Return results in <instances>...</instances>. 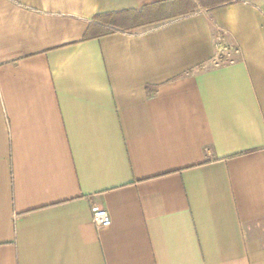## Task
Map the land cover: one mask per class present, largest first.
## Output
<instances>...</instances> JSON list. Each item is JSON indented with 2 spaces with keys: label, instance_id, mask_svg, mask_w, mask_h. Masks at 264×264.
Here are the masks:
<instances>
[{
  "label": "crops",
  "instance_id": "0c3cea01",
  "mask_svg": "<svg viewBox=\"0 0 264 264\" xmlns=\"http://www.w3.org/2000/svg\"><path fill=\"white\" fill-rule=\"evenodd\" d=\"M0 264H264V0H0Z\"/></svg>",
  "mask_w": 264,
  "mask_h": 264
},
{
  "label": "trees",
  "instance_id": "16d2710c",
  "mask_svg": "<svg viewBox=\"0 0 264 264\" xmlns=\"http://www.w3.org/2000/svg\"><path fill=\"white\" fill-rule=\"evenodd\" d=\"M198 3H200L201 5L204 6H210V7H214V6H220L226 3H230L234 0H197ZM191 7H190V11L192 12L194 10V5L192 3ZM177 4H172L171 6H169V4L163 3L159 6L167 8V10L170 12L171 9L169 7H173ZM166 10V11H167ZM169 12H165L163 14H168ZM144 18V12L140 11V12H135V11H126L123 13H116V14H108V15H96L94 17V21H99V22H106L107 26L106 27H102L100 29V34L96 35V36H103V35H107L110 33H114L116 31H120V30H125V29H129V28H134L138 25H141L140 23L145 22H154L153 20H149L143 19ZM85 38H88V36H86Z\"/></svg>",
  "mask_w": 264,
  "mask_h": 264
},
{
  "label": "rangeland",
  "instance_id": "374dc122",
  "mask_svg": "<svg viewBox=\"0 0 264 264\" xmlns=\"http://www.w3.org/2000/svg\"><path fill=\"white\" fill-rule=\"evenodd\" d=\"M221 41L224 42L223 37L216 39L217 44ZM221 53H223V54H221ZM220 54L221 55L218 58V62H230V61L239 57V52L237 50V47L234 45H230L227 42L225 45H222Z\"/></svg>",
  "mask_w": 264,
  "mask_h": 264
},
{
  "label": "built area",
  "instance_id": "2783aa9c",
  "mask_svg": "<svg viewBox=\"0 0 264 264\" xmlns=\"http://www.w3.org/2000/svg\"><path fill=\"white\" fill-rule=\"evenodd\" d=\"M92 210L93 213L91 220L96 228H103L110 226L111 221L107 211L98 208H93Z\"/></svg>",
  "mask_w": 264,
  "mask_h": 264
}]
</instances>
